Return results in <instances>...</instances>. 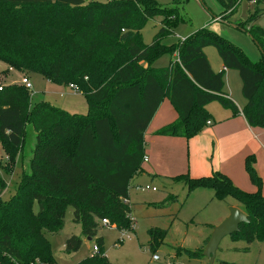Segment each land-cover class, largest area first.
I'll return each mask as SVG.
<instances>
[{"label": "trees", "instance_id": "16d2710c", "mask_svg": "<svg viewBox=\"0 0 264 264\" xmlns=\"http://www.w3.org/2000/svg\"><path fill=\"white\" fill-rule=\"evenodd\" d=\"M217 1L223 13L240 0ZM253 3L246 24L260 47L259 60L251 61L217 34L202 30L179 40L176 60L156 68L153 61L172 50L160 41L170 31L161 28L146 45L141 28L155 15H162L167 26L176 25V8L153 0H0V60L7 69L37 72L51 83L75 86L87 102V113L82 115L45 101L30 107L24 85L1 86L3 153L12 165L26 124L32 125L35 143L29 173L22 175L13 195L0 199V264H57L45 234L61 231L68 206L73 208L72 221L97 247L75 264H112L104 255L102 238H96L98 223L106 218L119 229L131 226L125 200L131 180L142 171L143 135L163 97L169 99L177 118L156 135H196L210 119L205 106L213 101L232 112L238 110L223 92V71L211 69L204 47L213 45L223 66L237 71L246 122L264 124V28L255 25L264 13L259 7L264 0ZM245 170L255 192L239 189L217 171L171 179L184 183L188 191L208 188L216 199L231 197L248 222L241 223L230 238L264 241V195L252 156L245 159ZM3 187L0 184V192ZM165 234L151 229L150 246ZM81 243L79 236H69L64 252H76ZM199 251L187 250V254L197 257Z\"/></svg>", "mask_w": 264, "mask_h": 264}, {"label": "rangeland", "instance_id": "374dc122", "mask_svg": "<svg viewBox=\"0 0 264 264\" xmlns=\"http://www.w3.org/2000/svg\"><path fill=\"white\" fill-rule=\"evenodd\" d=\"M153 1L162 7L176 8L179 18L176 25L167 26L162 15H155L141 28V41L146 45L152 42L161 28L170 31L160 37V41L165 46H172V50L158 56L152 63L153 67H165L174 62L177 58L175 48L179 40L202 30L217 34L225 44L242 50L252 58L251 61H257L261 57L260 47L247 32L246 20L254 9L248 0H240L232 9L223 13H220L222 7L217 0ZM216 16L218 19L213 18ZM255 25L264 27V14L256 20ZM204 50L209 57L212 54L213 57L219 58L213 45L206 46ZM22 76H26L32 86L29 90L30 107L45 101L68 113H87L86 98L81 92L73 88L74 91H71L69 85L51 83L37 72L7 69V65L0 60V87L21 84ZM235 91L238 99L242 100L238 83ZM211 106L218 105L213 102ZM34 143L35 132L31 124H26L23 144L12 165L0 146V184L3 183L4 186L0 192L1 200L13 195L22 175L29 173ZM173 177L137 174L131 180L128 191L130 216L127 217L130 222L132 220L131 226L119 229L115 224L109 226L98 223L96 238H102L104 255L110 263L210 264L202 253L204 241L209 237L212 227L223 220L228 215L229 207L237 202L231 197L216 199L213 191L208 188H193L188 191L184 183L172 180ZM146 185L149 189H140ZM152 187H155V190H152ZM72 218L73 208L68 206L61 231L45 234L57 264H75L93 252L95 240H88V237L81 233L80 225L74 223ZM151 229L166 231L162 241L155 242L152 246L149 244ZM73 234L81 238V246L76 252L66 254L65 239ZM198 249L201 251L197 257L187 254V250ZM211 264H264V241L254 240L247 243L225 236L221 239Z\"/></svg>", "mask_w": 264, "mask_h": 264}, {"label": "crops", "instance_id": "0c3cea01", "mask_svg": "<svg viewBox=\"0 0 264 264\" xmlns=\"http://www.w3.org/2000/svg\"><path fill=\"white\" fill-rule=\"evenodd\" d=\"M249 2L255 5L252 1ZM259 7L264 8V3H260ZM204 48L203 52L211 69L214 72L223 71V92L234 102L237 112L223 108L213 101L218 106H211L213 102L205 106L210 115L209 123L206 121V125L196 135L188 138L156 135L158 129L177 118V112L169 99L163 97L143 135L141 173L167 177L188 174L191 178H198L217 171L229 177L239 189L255 192L256 187L250 182L245 170V159L252 156L254 170L262 182L260 191L264 195V124L249 125L246 122L241 112L245 99L242 96V100H239L235 91L238 83L241 92V80L237 71L225 68L219 56L215 58L211 54L209 57ZM247 57L252 60L248 55ZM70 90L74 91L72 88ZM126 202L129 203V196ZM128 206L130 216V204ZM234 206L238 207V204Z\"/></svg>", "mask_w": 264, "mask_h": 264}, {"label": "water", "instance_id": "95a60500", "mask_svg": "<svg viewBox=\"0 0 264 264\" xmlns=\"http://www.w3.org/2000/svg\"><path fill=\"white\" fill-rule=\"evenodd\" d=\"M246 214L235 206H230L228 215L221 220L217 225L212 227V231L205 243L203 255L206 256L211 264L215 258V252L221 239L238 231V226L241 223H247ZM90 240L91 238L88 237Z\"/></svg>", "mask_w": 264, "mask_h": 264}, {"label": "built area", "instance_id": "2783aa9c", "mask_svg": "<svg viewBox=\"0 0 264 264\" xmlns=\"http://www.w3.org/2000/svg\"><path fill=\"white\" fill-rule=\"evenodd\" d=\"M251 1L253 2L254 0H251ZM216 19H218V18H216ZM20 83L22 85H24L28 90H30V88L32 87L29 79L26 76H22L21 77ZM69 87L70 88H73L74 90H76L72 85H69ZM0 89H1V87H0ZM207 123H209V121H207ZM137 189H139V187H137ZM140 189H142V190L149 189V186L146 185L144 188L142 187ZM152 190H155V187H152ZM125 202H126V200H125ZM100 223H102L103 225H109V226H111L110 223H109V221L106 218L101 219L100 220ZM96 251H97V247L94 245L93 252H96ZM154 258H156V256Z\"/></svg>", "mask_w": 264, "mask_h": 264}]
</instances>
